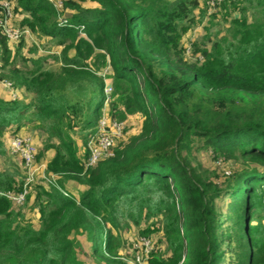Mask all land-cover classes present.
<instances>
[{"label": "trees", "instance_id": "16d2710c", "mask_svg": "<svg viewBox=\"0 0 264 264\" xmlns=\"http://www.w3.org/2000/svg\"><path fill=\"white\" fill-rule=\"evenodd\" d=\"M202 1L65 0L57 10L49 0H16L21 26L62 50L29 58L21 37L12 54L0 30V79L28 98L0 95V153L6 135L39 129L37 158L53 151L46 175L58 178L30 186L36 228L8 196L26 177L0 171V264H129L122 251H136L124 236L132 227L160 235L150 264H264V0H243L251 15L214 36L211 15L191 61L181 40L204 18ZM105 66L109 116H139L141 130L88 166ZM201 152L215 168L202 165ZM69 181L82 186L78 196Z\"/></svg>", "mask_w": 264, "mask_h": 264}, {"label": "rangeland", "instance_id": "374dc122", "mask_svg": "<svg viewBox=\"0 0 264 264\" xmlns=\"http://www.w3.org/2000/svg\"><path fill=\"white\" fill-rule=\"evenodd\" d=\"M234 1H237V0H234ZM5 2L6 4H8L6 13L4 14L5 26L7 28H11V30H18L21 32V34H23L22 38H24L25 46L22 49V53L24 56L32 58L37 55L57 54L62 50V46H59L56 43H54V41H52L49 37H42V36L40 37L32 33L31 30H29L28 28H23L21 26L20 21L25 15L16 7V0H5L4 3ZM225 2H230V1H225ZM223 3L213 6V5H210L208 0H204V2L202 1L200 8L204 7L205 9L204 18L202 19L200 24H198L196 27L186 32L184 37L181 40L182 47L185 48V54L189 60L195 61V60H198L199 58L198 55L200 53H196V54L194 53V43L200 42L202 37L206 34L205 27L209 26V20H211L209 18L211 15L216 13L214 21L215 23H218V27H212L211 29L213 36L217 33L218 30H220L221 32H225L226 28L230 26L232 19L234 17L242 16L246 12H247L246 13L247 16L251 15V12L246 11V9H243L246 5L245 2H243V0H238L236 3H234L230 7V10L228 12L221 11L222 7L220 6ZM89 5L93 6L92 3H89ZM198 12H200V10L197 11V14H199ZM2 16L3 15L0 14V18ZM22 38L9 39V45L11 49L13 50L12 54H14ZM49 61L52 62V59L50 58ZM17 64L19 66L23 65V63H21L20 61H18ZM51 64H54V63H51ZM98 73L99 75L103 76V78H105L106 85L111 86L110 74H112V70L110 69V67L109 66L102 67ZM8 83L10 82L0 79V95H2L4 98H7V99H11L15 97L26 98V95L24 93L13 89V86L11 88V86ZM110 102L108 104L105 103V108L103 109L102 116L109 115ZM119 121H122L124 123V132H123L122 137L116 141L115 147L121 142H125L130 136L138 133L141 130L142 119L139 116H130L126 120H119ZM18 134L23 135V136L31 135V137L33 138V142L36 147V167L38 168V171L36 172V175H35L34 183L36 182L38 183L39 181H41L40 178L45 177L44 181L42 182L44 183V186L46 188H49L50 184L54 182L58 178V176H56L55 174H51V176L46 175L47 174L46 173V161L53 154V151H48L46 153V156L41 158L40 160L37 158L39 150L42 146L43 132L36 128L28 129L24 127L21 130V132H19ZM11 139H12V136H10V134L6 135L4 138L5 140L4 153L3 152L0 153V171L7 170V171L12 172L15 169H17L24 177H28L29 175L28 169L26 168L25 164L20 159V157L10 153ZM78 146H79L80 154L82 155L83 146L80 140H78ZM197 156L205 168H215L216 167V165L211 160L210 156L206 154V152H201ZM66 187L68 189L69 194L73 193L75 196L79 195L80 188L78 187L80 186L77 183H74L73 181H69L66 183ZM28 194H30L32 197L30 201H28L27 204L26 202H24L22 204L15 203L14 205H15V208L23 210L25 214L24 221H26L27 224L38 228L40 226L38 211L31 209L32 204H33V198H34L33 190L29 189ZM28 194L26 195V198ZM124 236L125 238L128 239L129 243L133 242L134 244L135 242H140V240L144 237L149 238L152 244H153V240H156V239L159 240L158 238H160V235H158L157 233L152 234L151 237L142 236L140 235V233L138 232V228L136 227H132L129 230H127L124 233ZM128 252L130 254L129 256H124L125 261L129 264H136L137 263L136 258L140 255L142 250L135 252V250L133 251V249H129V250L126 249L122 251V254H127Z\"/></svg>", "mask_w": 264, "mask_h": 264}, {"label": "built area", "instance_id": "2783aa9c", "mask_svg": "<svg viewBox=\"0 0 264 264\" xmlns=\"http://www.w3.org/2000/svg\"><path fill=\"white\" fill-rule=\"evenodd\" d=\"M210 5H218L225 1H234V0H208ZM49 2L57 10H62L64 8L65 0H49ZM4 3V2H3ZM2 3V4H3ZM5 8V13L8 4L6 2L3 4ZM5 17L0 18V30L5 34L9 39L21 38V34L18 30H11L5 26ZM11 88V83H8ZM112 86L106 85L105 94H106V104L111 101ZM124 132V123L118 119L111 118L106 115L102 116L99 120L97 132L94 138L91 140L90 154L87 160L88 166H95L101 160L114 156L115 154V145L116 141L122 137ZM10 153L17 155L25 164L28 169L29 175L26 177L24 188L19 194L9 193L8 196L16 203L22 204L26 199V195L29 192L30 186L35 181V175L38 171L36 167V147L33 142L31 135H13L10 143ZM45 178V177H44ZM134 247L135 252L142 250L140 255L136 258V264H150L149 258L153 250V244L149 238H142L140 242H135Z\"/></svg>", "mask_w": 264, "mask_h": 264}, {"label": "crops", "instance_id": "0c3cea01", "mask_svg": "<svg viewBox=\"0 0 264 264\" xmlns=\"http://www.w3.org/2000/svg\"><path fill=\"white\" fill-rule=\"evenodd\" d=\"M78 188H80V189H81V186H80V187H78Z\"/></svg>", "mask_w": 264, "mask_h": 264}]
</instances>
